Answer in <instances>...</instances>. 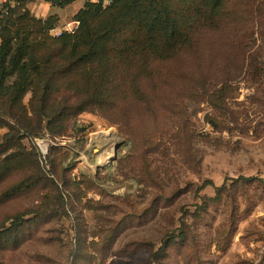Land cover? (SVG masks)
<instances>
[{
	"label": "rangeland",
	"instance_id": "374dc122",
	"mask_svg": "<svg viewBox=\"0 0 264 264\" xmlns=\"http://www.w3.org/2000/svg\"><path fill=\"white\" fill-rule=\"evenodd\" d=\"M88 1L98 0L27 8L63 29ZM230 7L162 64L151 111L137 103L125 124L87 112L62 136L36 137L55 146L39 155L40 173L32 167L39 181L12 192L23 169L0 182V229L30 221L21 246L0 248V264H158L151 255L163 244L161 264H264V182H226L264 179V0Z\"/></svg>",
	"mask_w": 264,
	"mask_h": 264
},
{
	"label": "trees",
	"instance_id": "16d2710c",
	"mask_svg": "<svg viewBox=\"0 0 264 264\" xmlns=\"http://www.w3.org/2000/svg\"><path fill=\"white\" fill-rule=\"evenodd\" d=\"M31 1L7 0L0 10V127L8 128L0 145V182L15 170L28 173L12 192L39 181L31 172L33 167L40 173L41 153L35 145L36 152H26L23 139L46 132L62 136L73 119L87 112L125 124L126 109L137 103L151 111L149 86L157 91L162 64L185 55L203 29L234 12L230 0L88 1L75 15V32L54 36L56 17H37L27 8ZM45 1L64 8L76 0ZM228 68L224 84L233 78ZM196 83L203 96L207 79ZM229 180L264 182L258 176ZM29 222L15 216L2 226L0 248L21 246ZM166 248L163 244L154 252L153 261L161 264Z\"/></svg>",
	"mask_w": 264,
	"mask_h": 264
},
{
	"label": "built area",
	"instance_id": "2783aa9c",
	"mask_svg": "<svg viewBox=\"0 0 264 264\" xmlns=\"http://www.w3.org/2000/svg\"><path fill=\"white\" fill-rule=\"evenodd\" d=\"M0 3L5 5V3H7V0H0ZM78 26H79V21H74L73 23L67 25L63 29L59 27V28L51 29L50 32L54 36H60L64 32H69V33L75 32ZM34 141L36 142V145L39 148L41 156L46 158L49 155V151H50L49 147L43 142L42 139L39 140V138H35Z\"/></svg>",
	"mask_w": 264,
	"mask_h": 264
}]
</instances>
